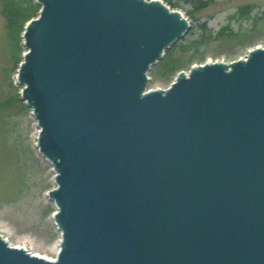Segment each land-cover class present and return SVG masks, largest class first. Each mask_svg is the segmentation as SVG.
Listing matches in <instances>:
<instances>
[{
    "label": "water",
    "instance_id": "1",
    "mask_svg": "<svg viewBox=\"0 0 264 264\" xmlns=\"http://www.w3.org/2000/svg\"><path fill=\"white\" fill-rule=\"evenodd\" d=\"M36 3L17 81L62 238L50 260L0 234V264H264V47L148 91L192 27L180 11Z\"/></svg>",
    "mask_w": 264,
    "mask_h": 264
},
{
    "label": "rangeland",
    "instance_id": "2",
    "mask_svg": "<svg viewBox=\"0 0 264 264\" xmlns=\"http://www.w3.org/2000/svg\"><path fill=\"white\" fill-rule=\"evenodd\" d=\"M162 1L192 24L168 50L186 62L180 71L217 60L230 63L246 58L255 46L264 47V0ZM40 8L36 0H0V232L9 244L55 260L62 238L54 218L57 206L48 196L56 187L55 173L39 153L36 119L17 81L25 26ZM195 52L204 59L188 64ZM165 57L149 72L150 90L168 88L180 72L167 70Z\"/></svg>",
    "mask_w": 264,
    "mask_h": 264
},
{
    "label": "trees",
    "instance_id": "3",
    "mask_svg": "<svg viewBox=\"0 0 264 264\" xmlns=\"http://www.w3.org/2000/svg\"><path fill=\"white\" fill-rule=\"evenodd\" d=\"M30 19L31 17L28 18L27 21H29ZM191 45L192 44L189 45V48L191 47ZM203 59L204 58L200 57V55L195 52L189 57L187 63L192 64L193 62H195L194 60L201 61ZM163 63L167 70H170L174 72L175 74H177L181 69H183V64H186V62L181 61L180 58L169 56L168 51L166 53L165 59L163 60Z\"/></svg>",
    "mask_w": 264,
    "mask_h": 264
},
{
    "label": "bare ground",
    "instance_id": "4",
    "mask_svg": "<svg viewBox=\"0 0 264 264\" xmlns=\"http://www.w3.org/2000/svg\"><path fill=\"white\" fill-rule=\"evenodd\" d=\"M56 211V210H55ZM19 247H21V246H19ZM21 248H23V247H21ZM37 255H39V254H37ZM41 257H44V258H46L47 256H43V255H40Z\"/></svg>",
    "mask_w": 264,
    "mask_h": 264
},
{
    "label": "built area",
    "instance_id": "5",
    "mask_svg": "<svg viewBox=\"0 0 264 264\" xmlns=\"http://www.w3.org/2000/svg\"><path fill=\"white\" fill-rule=\"evenodd\" d=\"M26 250L32 253V251H30L28 248H26Z\"/></svg>",
    "mask_w": 264,
    "mask_h": 264
}]
</instances>
